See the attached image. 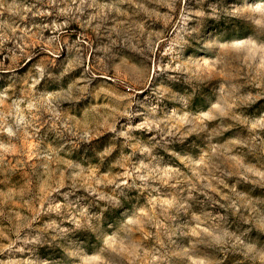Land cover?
Wrapping results in <instances>:
<instances>
[{
    "label": "rangeland",
    "instance_id": "1",
    "mask_svg": "<svg viewBox=\"0 0 264 264\" xmlns=\"http://www.w3.org/2000/svg\"><path fill=\"white\" fill-rule=\"evenodd\" d=\"M0 264H264V0H0Z\"/></svg>",
    "mask_w": 264,
    "mask_h": 264
}]
</instances>
